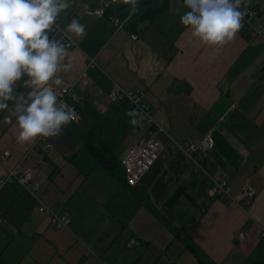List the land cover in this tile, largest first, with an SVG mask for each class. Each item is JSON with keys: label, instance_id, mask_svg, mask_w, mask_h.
Returning a JSON list of instances; mask_svg holds the SVG:
<instances>
[{"label": "crops", "instance_id": "crops-1", "mask_svg": "<svg viewBox=\"0 0 264 264\" xmlns=\"http://www.w3.org/2000/svg\"><path fill=\"white\" fill-rule=\"evenodd\" d=\"M98 1L70 0L59 15L76 46L66 49L70 67L52 86L72 85L78 98L67 99L80 119L43 142L39 136L21 142L15 118L5 123L8 113L0 112V152H9L0 158V176L18 165L33 175L27 185L0 186V264H250L264 258L263 41L239 30L219 49L202 45L179 22L188 10L183 0H168L167 10L140 20L135 31L116 29L107 16L113 13H84ZM250 2L264 21V0ZM120 4L118 17L128 12ZM73 16L85 35L67 30ZM113 83L139 92L165 131L162 152L134 187L125 185L122 169L95 155L120 162L146 129L127 99H109ZM28 89L26 77L17 82L18 93ZM206 135L213 146L194 155L197 166L179 144ZM213 176L225 178L239 201L213 196ZM246 188L256 192L249 205L240 201ZM38 198L66 213L68 226L58 228L40 213ZM241 228L249 230L242 241ZM131 238L138 243L129 246Z\"/></svg>", "mask_w": 264, "mask_h": 264}, {"label": "clouds", "instance_id": "clouds-1", "mask_svg": "<svg viewBox=\"0 0 264 264\" xmlns=\"http://www.w3.org/2000/svg\"><path fill=\"white\" fill-rule=\"evenodd\" d=\"M132 8L138 0H128ZM188 9L179 18L181 25L202 45L219 49L232 41L242 28L248 8L244 0H183ZM70 0H0V112L3 121L15 118L17 139L58 135L75 120V107L60 99L52 85L70 65L65 63L63 42L50 38L57 18ZM67 30L85 35V25L75 16ZM27 78L29 89L16 91L18 81ZM135 124V120H132Z\"/></svg>", "mask_w": 264, "mask_h": 264}, {"label": "built area", "instance_id": "built-area-1", "mask_svg": "<svg viewBox=\"0 0 264 264\" xmlns=\"http://www.w3.org/2000/svg\"><path fill=\"white\" fill-rule=\"evenodd\" d=\"M254 3V2H253ZM110 0H99L98 5L95 7L86 6L84 13L90 17L100 18L106 15V10L110 7ZM248 8V14L243 18L242 28L240 30L245 31L251 37H258L264 43V21L259 18V12L250 0H244L241 7ZM133 12V8H130V14ZM109 20L113 23L116 29H119L124 20H120L116 15H109ZM50 38L57 39L64 43L65 49L73 48L76 46L74 39L71 35L61 26L59 17L57 18L52 29L49 31ZM135 38L136 36L133 35ZM93 60L88 62V65H91ZM57 95L60 99L67 101V98L70 97L72 100L78 98L77 94L72 90V85L64 84L58 89H55ZM108 97L111 101H118L120 99H127L131 106L138 124L145 125L146 129L144 134L125 152V154L120 159L121 168L124 175V183L128 187L136 186L148 169L159 157L163 149V142L161 135L165 133L164 129L156 122L154 114L152 113L149 106L144 102L143 96L137 92L123 88L117 83L113 85L108 90ZM70 105V104H69ZM76 118L74 121L80 119V115L75 110ZM45 137H40L38 141L43 142ZM49 142H45V147H50ZM180 149L184 154L191 160L194 161L195 165L198 166V163L194 157L197 152L206 150L213 146V140L210 135H206L198 141L179 144ZM9 154L8 151L0 152V158H4ZM33 175L32 172L28 169H23L21 166H15L14 168L8 170L6 176H0V186L10 185L17 183L19 185H27L32 181ZM35 189H37V184L33 183ZM210 192L213 196L221 198L223 200L238 202L239 197L234 196L231 192V188L228 185V182L225 178L219 176L212 177V183L210 187ZM256 192L254 189L246 188L244 193V198L240 201L245 205H249L252 198L255 196ZM36 209L44 214L48 215L51 222L56 227H65L70 223V219L64 212L55 211L54 207L48 206L41 198H38V204ZM249 235V230L246 228H241L237 232L238 240L242 241ZM260 236L264 243V227H262ZM138 240L136 238H131L128 242L129 246L137 244Z\"/></svg>", "mask_w": 264, "mask_h": 264}, {"label": "trees", "instance_id": "trees-1", "mask_svg": "<svg viewBox=\"0 0 264 264\" xmlns=\"http://www.w3.org/2000/svg\"><path fill=\"white\" fill-rule=\"evenodd\" d=\"M120 2L121 7L128 8V12H126L124 15L119 16L118 18L120 20H124L123 25H126V28L129 31H135L137 24L140 20L147 19L153 15H156V13H161L168 8V0H161V4H158L157 0H138L136 7L133 9V12L130 14V8L131 4L128 2V0H111L113 4V8L109 7L106 10V15L108 12L113 13L112 15H116L115 11L117 9L116 3ZM109 17V15H107ZM117 16V15H116ZM250 36V35H249ZM68 101V99H67ZM69 102V101H68ZM70 104V103H69ZM71 105V104H70ZM99 151H102L99 149ZM97 152L95 151V155L99 161H101L105 166H110L113 169H122L120 162L116 161L113 157V155L110 154H104L105 152ZM203 264H213L212 262H202ZM250 264H264V258H255L253 259Z\"/></svg>", "mask_w": 264, "mask_h": 264}, {"label": "rangeland", "instance_id": "rangeland-1", "mask_svg": "<svg viewBox=\"0 0 264 264\" xmlns=\"http://www.w3.org/2000/svg\"><path fill=\"white\" fill-rule=\"evenodd\" d=\"M62 20H63V19H62ZM62 20H61V22H60V23H62V24H63Z\"/></svg>", "mask_w": 264, "mask_h": 264}]
</instances>
